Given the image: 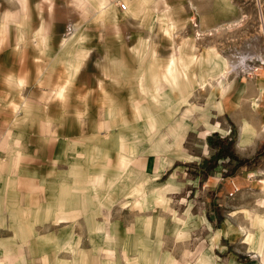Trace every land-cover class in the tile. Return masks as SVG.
<instances>
[{
  "label": "rangeland",
  "instance_id": "1",
  "mask_svg": "<svg viewBox=\"0 0 264 264\" xmlns=\"http://www.w3.org/2000/svg\"><path fill=\"white\" fill-rule=\"evenodd\" d=\"M135 1H129L127 6L124 0H112L103 7L104 15L100 16V6L94 1L83 3L78 0H26V11L22 15L18 12L21 7L20 0H3L0 6V26L8 22L5 20L7 13L16 17L15 21H9L6 42L4 37V43L0 46V96L10 95L12 97L8 100L15 98L18 101L17 93L20 92L26 98L41 100L47 104L52 100L58 102L64 117L73 115L67 125L61 126L68 133L65 142L73 144L70 146V156L67 160L66 145L59 150V160L67 162L66 170L57 173L52 171L51 174L55 176L47 185L69 171L75 162L84 161L85 154L94 157L92 148L103 146L107 156L95 157L99 164L96 161L89 164L91 178L71 183L72 190L66 200L70 199L73 207L82 206V193L80 190L73 191V187L81 189L96 182L101 164L106 167L107 172L102 175L100 189L104 194H109L115 202L109 208L102 207L94 216V222L102 227L101 236H97L98 233L89 236L84 215L78 212L69 213L65 217L62 215L64 212H58L52 219L42 220L40 215L44 212L43 208L49 197L48 189L45 197L41 199L43 202L40 203L22 206L14 200L9 201L8 204L20 207H40L38 217L41 219L34 225V235L31 236L28 230L29 237L24 240L22 227L12 231L7 207L5 208L6 218L0 214V264H210L209 258L214 264H264V137L236 151L235 141L238 133L231 125L234 152L245 162L234 169L236 161L220 159L217 166L206 173L200 167L202 162L199 165L190 163L191 169L187 177L193 180L192 176H196V187L192 188L191 184L187 192L180 194V197L187 199L186 203L177 205L179 208L174 210L173 205L169 206V209L166 204L161 205L158 202L144 208L137 205L139 196L153 185L147 183L148 180L134 170L135 166L141 167L140 157L121 166L116 159L115 146L111 145L116 134L124 131L121 121L119 122L120 118H125L128 124L134 125L136 122L135 110L129 102L135 87L133 77L136 69L146 63V59L164 62L178 46L190 52L191 44L196 61L206 54L209 47L215 48L219 55L227 60L222 63L224 68L227 67L223 68L222 72L232 65L237 69L235 72L230 68L226 73V90L222 96L234 86L235 89H244L239 97L248 101L254 91L251 82L255 78L259 80L260 74L264 73V65L258 64L260 58L264 59V35L260 31V19H264V0H145L142 13L132 11ZM119 2L126 5L125 10L118 7ZM88 4L91 7L85 10L89 12L82 13V8H86ZM259 6L262 14L259 13ZM163 14L168 15L163 17ZM128 15L133 18L126 17ZM162 19L175 23L176 29L172 39L162 33ZM150 22V27L153 28H148ZM19 28L23 34L26 32L27 37L25 34L24 37L28 43L25 45L12 42L11 38L17 39ZM43 28L49 36L45 45L48 52L39 54L30 39ZM67 42L71 48L63 55ZM187 43L190 44L186 48ZM137 44L152 49L151 53L148 50L145 59L139 61L132 53V48ZM22 47L24 48L17 68L18 76L13 75L8 68L3 72V65L7 62L9 54L14 55V52ZM82 47L86 54L88 49L85 60L75 59L70 70L59 61L60 57L67 58L77 48ZM217 58L220 59L214 57L213 63L220 64L216 61ZM242 63L245 70L240 67ZM254 63L255 66L258 65V70H247L246 65ZM55 67H58L60 75L56 83H53L49 71ZM120 67L127 69L128 81L114 85L110 77L117 73ZM191 68L192 71L195 70L194 67ZM66 73L68 81L75 76L69 83L67 94L65 91L61 97L56 96L54 87L57 84L58 90L60 86H64L65 82L58 84L64 81ZM18 80L22 81L21 85ZM51 83L54 85L52 93L49 85ZM71 84L73 87L70 95ZM44 86L47 89H43ZM261 91L260 95L264 96V88ZM105 93L116 98L120 105L107 108L103 97ZM210 93L208 84L205 87L195 86L189 94V102L181 104L184 107H171L170 124L166 123L162 128L157 126L153 134L145 130L142 122L136 125L135 138L141 143V147L160 148L161 132L165 133L169 127L171 135L167 137V142L176 146L171 152L173 155L185 151L191 155L199 154L204 141L200 140L195 132L189 133L184 141L183 137L177 141L173 139L172 136L175 135L171 131L173 125H176L175 131L178 132V125L174 121L184 112L187 105L204 104L202 107H205ZM170 96V102L176 106L179 95L171 92ZM254 100L252 98L249 104L252 105ZM142 101L145 102L146 99ZM255 103L257 106H252L260 110L257 100ZM244 112L243 109L239 110L240 114H245ZM249 116L252 118V114ZM195 117L197 116L187 118L193 120ZM225 118L229 121L226 115ZM110 122L114 125L111 126ZM262 134L264 135V132ZM102 139L108 140L106 144L102 143ZM137 143L135 140L136 146ZM148 153L159 155L163 165V162L168 163L171 160V153L166 155L148 150L133 156ZM205 155L206 151L203 150L202 159ZM125 167L134 172L135 181L146 184V187L143 186L137 191L136 196L128 192L123 196H114L106 187L109 177ZM96 196L97 193L90 195L92 199ZM178 199L180 198L176 194L173 200L175 202ZM65 207L68 208L67 205ZM60 215V218L55 219ZM153 216L161 219L162 227L155 222L144 227L148 217ZM216 232L219 234L215 238ZM259 233L260 243L257 242ZM112 235L116 241L112 244L106 243L103 245L106 251H100L101 247L98 245L104 240H109ZM92 237L94 241L90 240ZM69 241H78L76 248L81 252L65 249ZM122 246L126 251L122 250Z\"/></svg>",
  "mask_w": 264,
  "mask_h": 264
},
{
  "label": "crops",
  "instance_id": "2",
  "mask_svg": "<svg viewBox=\"0 0 264 264\" xmlns=\"http://www.w3.org/2000/svg\"><path fill=\"white\" fill-rule=\"evenodd\" d=\"M78 1L83 3H90V1H94L100 6V16L104 15L103 7L105 8L106 5L112 2V0ZM2 3L3 0L0 2V6ZM20 4L21 7L18 12L19 14L23 15L26 11V0H20ZM90 7L91 5L88 4L86 8H82V13L89 12V10L85 9H90ZM5 16V20L8 22L0 26V46L2 43H4V37L6 42L7 27L10 28L9 21H15L16 17L15 15L12 16L10 13H7ZM117 17L118 16L115 13V18L117 19ZM126 17L132 16L128 15ZM116 21L117 20L114 22L116 23ZM150 25L151 22L149 23V26L147 25L148 28H153L150 27ZM114 27L115 29L117 28L116 24ZM160 28L164 35H167L170 37V39H172L171 36L174 34L176 27L170 34L165 33L162 29V26ZM44 30V28L39 29V31L33 35V39H30L33 48L36 49L39 54H42L41 52L43 51L48 52L45 48V45L49 39V36ZM209 32L210 31H208V33ZM24 34L25 37H27L26 32ZM24 34L19 28L17 39L14 37L11 38L13 44L17 43L25 45L28 43V40H26ZM68 42L70 43V41ZM68 42L64 46L62 53L63 55L68 53L71 48V45ZM8 43L10 44L11 42ZM188 44L190 43L186 44V48ZM139 45L142 46L143 44H137L132 48V53L138 61L142 60L143 58L145 59L146 56H148L149 50V48L146 47V52L139 56V53H135L133 50ZM191 46L192 45L190 44V47ZM23 48L24 47L19 48L18 51L16 50L17 52H14V55L9 54L7 62L5 65H3V68H5L2 69L3 72L7 71L8 68L9 71L13 73V75L18 76L19 73L17 68H19V61L23 52ZM189 50L190 52H188V49L186 50L185 48H182V46H178L176 49H173L164 62L146 59V63L141 64L136 69V74L133 77L135 87L130 94L129 102L132 109L136 108L138 111L141 109L150 110V116L154 119L156 118V125L161 126L162 128L164 124L170 122L169 114L171 107H177V109H179V107H184L181 104L189 102V94H191L195 86L205 87L208 84L211 88V93L206 102V106L202 107L204 104L187 105V107L184 109V112L177 117L176 121H174L178 125V132L176 133L175 131L176 125H173V129L171 131L175 135L172 136L174 137L173 139L177 141H180L182 137L184 141V138L187 137L189 133L195 132V135H197L200 140L204 141V143L201 144L199 154L193 155L194 153H192L191 155L189 152L185 151L179 152L177 155H173L171 152L173 149L175 150L176 146H171L170 143L167 142V137L171 135L169 127L165 133L161 132L162 146L160 148L158 147L154 149L152 146H150V148H142L141 143L137 140V138H135L137 136L134 133V127L142 122L144 124L145 130L150 133L149 125L152 124V119L148 115H144L142 112H138L137 117H135L136 122L134 125L128 124L125 118H120L119 122L121 121L120 123L123 125L124 131H120L118 134H116L114 140L111 141V145L115 146L116 159L118 163L121 166H125L126 164L130 163L131 159L134 160V158L140 157L141 167L135 166V168H133L136 172L138 171L144 179L148 180L147 183L149 182L151 185H153L149 189H146L145 192L139 196L137 205L140 208L147 207L151 203L154 204L157 202L161 203V205L166 204L169 209V206L173 205L172 210H174V208H179L177 205H181V203L185 205V201L187 199L180 197V194L187 192L189 185L192 184V188H195V185L197 184L196 180L194 179L196 176H192V178L194 177L193 180L188 179L187 177L188 171L191 169L189 168V166H191L190 163L199 165L205 158L213 155L216 152L215 148L209 146L206 142V136L208 134L212 132H218L219 134L225 136L231 131V125H233L237 129L238 133L237 139L235 141L236 151L244 149L248 145L264 137L262 134V132H264V96L260 95L262 93L261 90L264 88V73L260 74L261 77L259 80L255 78L251 82L254 87V91L252 92L253 96L248 101H244L243 97H239V94L242 96L244 89H235L234 86H232L222 96L226 90L225 84L227 83V77L219 86H216L217 83L214 82L212 77H219L218 73L222 72L224 68L222 63L227 60L219 55L215 48L209 47L206 51V54L198 58V61H196L197 59L195 57L194 64L188 65L184 68L186 77L181 79L177 90L179 94H183V96H181L177 92L170 90V82L168 80V62L172 55H180L184 62L190 61V57H192L191 55L194 56L195 53L191 51V49ZM151 51L152 49L149 50V53H151ZM87 54L83 47L80 49L77 48L67 58L63 59V57H60L59 61H62L64 66L70 70L73 65L72 62L75 61V59H83L85 55L87 56ZM214 57L220 58L216 59V61L220 64L213 63ZM11 62H14V64ZM191 67H194L195 70L192 71ZM47 73L48 72H46V74ZM49 73L52 78L51 81L56 83L57 77L60 75L58 73V67L53 68L51 71H49ZM202 73H205V76L207 77L206 84H201L196 79L197 76L201 75ZM64 75H66V78H64V81L58 85L63 84L64 82L65 84L64 86H60L58 90H56L57 84L55 87L52 85V83L49 84L51 93L54 87L57 94L56 96L59 97H61L62 93L65 91L67 94L69 83L75 76L74 75L68 81V74L66 73ZM109 75L110 74H108V76ZM154 76L159 78L158 84L161 85V93L166 92L170 94L171 92H174L179 95L180 99L177 100L176 106L175 104H172L170 100L162 101L161 96H159V99H157V102H155L153 99L155 92L153 93V85L151 83L150 85L148 83L144 84L146 87L144 91L139 89V81H142L139 80L141 77L148 78ZM110 78L114 85L128 81L127 69L120 67L118 72L113 73ZM210 82H212V86L210 85ZM21 83L22 81L18 80V84L21 85ZM72 87L73 86L71 84V90L69 93L70 95L72 92ZM43 89H47V87L44 86ZM186 94H188V96ZM17 96L18 101H16L15 98H12L11 101L8 100L12 97H10V95L0 96V214L6 218L7 212L5 208L7 207L12 231L22 227V232H24V240L29 237L28 230L31 232V236L34 235V225L35 223L39 222L40 217H42V220L52 219L54 214H57L58 212H64V214H62L64 217L67 216V214L73 212L74 214L76 212L83 214L88 235L90 236L92 234L98 233L97 236H101V233L103 232L102 227L94 222V216L99 213L102 207L109 208L115 202L112 197H109V194H104L100 189V183L103 179L102 175L107 172L106 167L100 164L99 170L97 171L99 176L97 177L96 182L93 184H89L88 186H85L81 189L78 187H73V191L80 190L82 193L80 198V204L82 206H80V208L73 207L72 201L70 199H66L72 190L73 185L71 183L91 178L89 164H94L95 161L99 164V162L95 160V157L99 158L102 155L105 157L107 156L103 146L99 148H92L94 157L91 158L85 154L84 161L75 162L73 165H71L69 171L62 174L55 182L49 183L47 185V182H50L52 177L55 176L51 174L52 171L57 173L66 170L67 162L64 163L59 160V150L63 145H66L65 152L67 160V158L70 156V146L73 144L65 142L68 133L61 126L67 125L72 118L71 116L73 115L69 114L68 116L64 117L61 109L59 108L58 102L50 100V102L47 104L41 100L26 98L20 92L17 93ZM4 97L7 99H4ZM103 97L105 102H107V104H105L107 108H113V106H117V104L120 105L118 100L112 97L110 94L105 93ZM252 98L257 100V104L260 105V110L257 107H253L257 106L255 100L252 103L253 106L249 104ZM143 99H146V101H142ZM241 109L245 110V114L239 113V110ZM249 114H252V118L249 116ZM194 115L197 117H195L193 120L187 118L188 116L192 117ZM225 115L229 118V121L226 120ZM110 124L111 126L114 125L113 122H110ZM156 125L155 130L158 128ZM153 139L154 138H152V140ZM135 140L136 143L138 142L137 146L134 144ZM106 141L108 140L102 139L103 144H106ZM144 150L155 153L161 152L165 153L166 155L171 153L169 156L171 160L168 163L167 161L163 162L165 163V165H163L159 155L156 156L155 154L148 153L146 155L133 156L134 154L143 152ZM203 150L206 151L207 155H209H205L204 159H202ZM61 166H65V168ZM153 183H155L158 188ZM145 185L146 184L135 181L134 172L130 169H126L125 167L124 170H118L109 177L106 187L110 191V194L113 193L114 196H123L126 195L127 192L136 196L138 194L137 191L142 189L143 186L146 187ZM46 190L49 197L47 198L44 205V212L42 215H40V217H38V211L40 207H20L16 204H8V202L11 200H14L17 202V204H22V206H25L28 203L35 204L36 202H43L41 199L45 197ZM91 193H97L98 196H96L95 199H92L90 197ZM176 194L180 199L175 200L174 202L173 198ZM66 205L68 206L67 209L65 207ZM62 215L56 217L55 219L60 218ZM153 222H155L157 225L160 224L162 227L161 219L158 217L156 218V216L148 217V220L144 222V227H147L150 224L153 225ZM216 233L217 234L214 235L215 238L218 236L219 232ZM90 240L94 241V238L92 237ZM115 241L116 238L113 235L109 238V240H104L98 245L101 247L100 251H106V248L103 245L106 243L112 244ZM68 243L69 244L65 243L67 244L65 245V249L69 250L70 252H81L80 249L76 248L78 241H69ZM43 247H45V244H43ZM122 250L126 251V248L122 246ZM208 261L210 264H214L211 258H209Z\"/></svg>",
  "mask_w": 264,
  "mask_h": 264
},
{
  "label": "bare ground",
  "instance_id": "3",
  "mask_svg": "<svg viewBox=\"0 0 264 264\" xmlns=\"http://www.w3.org/2000/svg\"><path fill=\"white\" fill-rule=\"evenodd\" d=\"M89 1V0H88ZM105 1V0H104ZM107 1V0H106ZM161 1H164V0H161ZM99 2V1H98ZM124 2L127 3V6H128V0H124ZM136 4L135 6L132 7V11L135 12V13H142L144 11V2L145 0H136L135 1ZM108 3V2H106ZM164 3V2H163ZM166 6V5H165ZM168 14H163L162 16H166ZM171 20H164L162 19L161 20V23H160V27L162 26V29L165 33L167 34H170L172 32V30L176 27L175 26V23L174 22H170ZM193 47L191 46L190 49H192ZM135 53H139V56H141L142 53H145L146 52V47L144 45L142 46H137L136 48L133 49ZM192 57H190V61H186L184 62L182 60V58L180 57V55L178 56H171L170 57V60L168 62V73H169V82H170V90L171 91H175L177 92L178 90V87H179V84L181 82V79H184V77H186L185 75V72H184V68L187 67L188 65H191V64H194V61H195V57L193 55H191ZM242 68V70H245V67H244V63L241 64L240 66ZM227 68V67H226ZM224 68V69H226ZM230 68H233L234 71L236 72V68L232 65L230 66ZM230 68L224 72H219L218 75L219 77H212V79L214 80L215 83H217L216 86H219L223 83V81L226 79V73L228 71H230ZM184 74V76H183ZM201 84H206V81H207V77L205 76V73H202L201 75L197 76L196 78ZM139 80H142V81H139V89L141 91H144L146 89V87L144 86L145 83H150L153 85L152 87V90H153V93L155 92V96H154V100L155 102H157V99H159V96H161V99L162 101H167V100H171V96L170 94L168 93H161L160 92V89H161V85L158 84L159 83V78L154 76V77H141ZM210 85L212 86V82H210ZM144 93V92H143ZM152 93V94H153ZM178 93V92H177ZM151 94V96H152ZM179 94V93H178ZM57 95V94H56ZM181 96H183V94H179ZM134 109V108H133ZM135 110V116L137 117L138 115V112H142L144 115H148L151 119H152V124L149 125V132L150 133H153L154 130H155V125H156V118L154 119L153 117L150 116V110H147V109H141V110H137L136 108L134 109ZM157 127V125H156ZM257 238H258V243H260L261 241V233H259L257 235ZM259 246V244H258ZM261 247H263V245H261ZM264 256L262 255V258Z\"/></svg>",
  "mask_w": 264,
  "mask_h": 264
},
{
  "label": "trees",
  "instance_id": "4",
  "mask_svg": "<svg viewBox=\"0 0 264 264\" xmlns=\"http://www.w3.org/2000/svg\"><path fill=\"white\" fill-rule=\"evenodd\" d=\"M206 140L209 146L216 149V152L202 161L200 167L203 172L206 173L216 167L220 159L228 158L229 160L236 161L237 164L234 166V169L245 162V160L240 159L234 152V137L232 136V131L226 136H222L218 132H212L207 135Z\"/></svg>",
  "mask_w": 264,
  "mask_h": 264
},
{
  "label": "built area",
  "instance_id": "5",
  "mask_svg": "<svg viewBox=\"0 0 264 264\" xmlns=\"http://www.w3.org/2000/svg\"><path fill=\"white\" fill-rule=\"evenodd\" d=\"M118 7H119L121 10H125V9H126V5H125L123 2H119V3H118ZM258 10H259V13L262 14V13H261L260 6H259ZM260 31H261V33L264 35V19H263V18L260 19ZM258 59H259V58H258ZM258 64H259V65H260V64H261V65H264V59H261V58H260ZM246 68H247V70H249L250 72H255V71L258 70L259 67H258V65L255 66V63H254L253 65H249V64H247V65H246Z\"/></svg>",
  "mask_w": 264,
  "mask_h": 264
}]
</instances>
